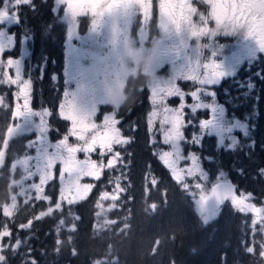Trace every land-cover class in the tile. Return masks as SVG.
Segmentation results:
<instances>
[{
    "label": "trees",
    "instance_id": "16d2710c",
    "mask_svg": "<svg viewBox=\"0 0 264 264\" xmlns=\"http://www.w3.org/2000/svg\"><path fill=\"white\" fill-rule=\"evenodd\" d=\"M53 1L31 0L30 5L16 8L22 26L29 28L31 34L27 70L36 89L45 93L63 91L61 40L65 32L55 25ZM7 9L14 10L10 6ZM49 23L58 28L55 34L45 33ZM256 61L258 69L252 73L256 76L250 95L237 98L238 92H231L226 94L225 101L217 97L219 102L224 101L231 114L234 112L239 119L248 121L249 138L240 140L232 148L224 144L218 148L214 135H207L200 138L201 143L197 139L199 145L192 143L185 149L201 157V166L210 175L211 183L222 182L223 178L232 182L239 194L251 193V198L259 202L264 197V54ZM246 64L240 73L242 84L248 77L242 74ZM150 81L151 78L145 77L130 86L127 92L131 99L118 108L117 114L122 116L119 127L130 138V143L121 149L122 162L94 180L83 200L69 206L60 205L59 209H55L52 201L53 211L40 219L36 217L47 210L48 204L35 197L18 208L12 218L3 214V206L12 192L8 185L12 157L26 151L24 138L6 142L0 138V155L4 158L0 169V230L7 224L12 231L8 242L14 244L16 239L21 240L14 254L10 248L4 251L8 257L6 264H31L32 260L36 264H264V227L252 225V216L235 209L230 201L211 214L214 218L204 224L187 190L154 154L155 140L147 122L149 107L141 94L147 92L145 84ZM230 83H223L215 93L223 94L221 88L227 84L231 87ZM184 86L185 91H190L195 85ZM203 109L201 121L208 117V108ZM103 110L110 108L106 105ZM51 113L49 127L55 131L48 136L56 142L66 134L69 124L59 117L56 109ZM189 128L196 129L192 125ZM4 129L0 127L1 135ZM192 136L185 135L189 139ZM118 176L122 189L115 207L108 212V223L97 227L99 196L113 188ZM24 181L37 196L34 185L38 179ZM47 193L54 195L52 189ZM30 220L33 223L29 228H20Z\"/></svg>",
    "mask_w": 264,
    "mask_h": 264
},
{
    "label": "snow or ice",
    "instance_id": "6c2138e0",
    "mask_svg": "<svg viewBox=\"0 0 264 264\" xmlns=\"http://www.w3.org/2000/svg\"><path fill=\"white\" fill-rule=\"evenodd\" d=\"M23 2H26V0H15L17 5ZM60 2L66 5L67 12L73 19L81 16L97 17V19H93V24L100 26H103L106 22L129 16L135 12L137 7L140 10L142 23H151L155 15L158 18L160 29L166 33L174 28L177 35H179L182 32L181 25L188 26L190 28L189 38L199 39L214 36L221 28L228 25L225 32H235L242 29L246 37L264 54V0H203L204 3L209 5V16L216 21V29H209L208 17L203 13L200 14V19L204 22L203 25L197 27L192 22V18L197 11L192 4V0H60ZM0 4L7 8L5 0H0ZM10 15L11 12L0 11V21ZM117 31L118 28L113 24V37ZM115 43V39H113V45ZM0 54H3L2 45H0ZM87 55V53L78 54L77 62L73 67V79L77 82V92L80 94L87 93L86 86L81 82L87 80L88 76L82 71L83 65L79 61ZM112 58L110 55L102 63L107 64ZM155 59L156 57L149 58L150 62ZM7 63L11 67L13 65L12 59L9 58ZM219 67L220 65L216 62L205 63L201 67L199 63L192 65L190 61L189 65L186 66L187 70L182 69L179 75L189 81H200L203 87L207 88V86L214 85L215 81L224 75V73L218 71ZM3 76L4 79L0 80V84L16 86L18 90L14 93V105H7L5 98L0 96V106L11 108L12 118L39 117V123L35 124L38 134L28 144V147L36 154L31 159L37 161L36 170L39 173V183L34 185L38 190V195L35 197L37 201L51 199L45 194V186L57 179L56 164L58 162L63 164L58 181L63 185L60 191L65 193H70L72 190L73 174L88 175L99 179L105 167L111 169L117 163L122 162L121 153L114 152V146L126 145L130 143V138L124 136L120 127H118L121 121L117 119V113L104 115L102 126H98L95 123V117L97 116L95 108H91L86 113L82 112L74 99H68L69 93H65L64 100L58 105V115L61 119L69 122V128L61 139L53 143L48 133L55 130L49 127V123L45 119V117H51V111L48 108L36 111L32 107L33 81L22 79L18 71L15 73V77L9 75L6 71ZM176 81L175 77L168 81H161L156 78L152 81L149 90L153 110L149 113L148 123L150 129L162 133L163 144L171 147L170 151H162L159 159L171 170V175L178 184L190 189L189 183L186 182L187 178L205 180L206 177L201 166V157L195 153H189L185 156L182 148V143L186 141L184 129L193 123L192 120H186L184 109L187 107L193 112L200 107H204L198 99L199 96L203 95V92L197 87L195 91L190 93L195 103L187 105L184 100L185 93L177 86ZM72 95L75 97L76 93ZM172 96L180 98L181 104L179 107L171 108L167 105V98ZM157 120L159 121V128H155ZM198 123L202 127L210 121H199ZM18 129L19 126L15 129L10 128L9 132H15ZM93 130L95 132L92 139L83 146L68 144L70 138L80 141L85 140L87 133ZM197 139L198 137L194 139L192 136V143L199 145L202 140L197 143ZM50 149L53 151L50 152ZM97 150H99L101 157L110 154L106 165L103 160L100 161L99 171H96L97 161L92 159V154L96 153ZM81 152L84 159L78 158V154ZM182 161L185 162L186 166L181 167ZM188 161H190V164ZM24 163L27 166V161ZM65 172L68 173L67 179L64 177ZM221 180L222 182L213 184L209 192L204 191L202 183H195L194 187L199 190V201L202 205H207L210 199H214L217 203L230 201L231 205L241 213H251L255 216V219L252 220L253 225L264 218V206H257L256 203L250 202L251 193L244 194L241 192L238 195L235 185L223 180V178ZM54 207L59 209V202H56ZM12 208H14V204L11 207H6L3 211L4 216L12 217ZM52 210V208H49L48 212L50 213ZM44 215L46 213L41 212L36 219H40ZM32 223L33 221L30 220L27 224L20 225V228H29ZM11 236L12 231L5 224L3 229L0 230V264H6L7 262L8 257L4 254L5 249L10 248L14 254L21 244L20 239H16L15 243L11 245L3 243L5 237ZM31 264H36V261L32 260Z\"/></svg>",
    "mask_w": 264,
    "mask_h": 264
},
{
    "label": "rangeland",
    "instance_id": "374dc122",
    "mask_svg": "<svg viewBox=\"0 0 264 264\" xmlns=\"http://www.w3.org/2000/svg\"><path fill=\"white\" fill-rule=\"evenodd\" d=\"M7 6H10L14 8L13 11L8 10L7 8L4 7V5H0V11H5V12H11V13H16L17 14V9L19 6H23L24 4L30 5L31 0H26V2L20 3V4H15V0H7L5 2ZM62 5H64V12L65 15H68L66 5L61 3L60 0H54L52 3V10L53 14L56 15L58 14V8H60ZM93 18L91 16H87V19H89V27L84 29L76 28L74 27V30L71 31V33L68 35V30L65 32L66 35H68L67 40L73 41V46H70L66 49L65 55L67 61L64 63V70L67 71L68 76H66V83L65 87H69L70 83L67 81L69 78V74L73 76V67L75 63L77 62L78 59V54L82 53H87L88 55L79 61L83 65L82 71H88L92 68V63L94 64H100L99 58L102 56L101 53H104L107 47H110V41L112 39H120L121 42V50L124 52L120 58H115L114 61V68H113V73L109 75L107 80L100 81L101 77L95 74H92L91 76H88L87 80L82 81L81 83H85L87 85L86 89H90L93 91L92 97L89 98L88 102L86 104H80L77 105L78 108L81 109L82 112H88L91 108H95L97 112V116L95 117V123H97L98 126H102V120L104 115H111L113 113H117L118 108V97L115 94L116 90L124 91L125 83L126 81L131 78V74L134 73L135 75H138L141 71H149L146 69V66H144L143 60L144 58L142 56L140 57H135L137 54V48L134 47V44L136 41L139 40H146L149 39V31L147 27L143 28V25H149V23H142V18L140 15V10L139 8L132 14H130L127 17H124L123 21L121 22L120 29L118 30L119 34H116L114 37L110 36L109 38H104V37H99V31L93 26ZM154 18V16H153ZM200 18V17H199ZM95 19V18H94ZM1 22V21H0ZM203 21L199 19V25H203ZM55 25H58V21L56 19ZM239 34L242 33V30L235 31ZM56 33V30L53 31V34ZM112 34V33H111ZM143 35V38H142ZM237 35V34H236ZM45 38V35L44 37ZM12 40L8 36V33L4 29H0V45H2L3 48V54H0V80L4 79L3 73L6 71L9 73V75L15 77V73L18 71L21 78L24 79L23 77V69L21 65H17L14 63L15 58L11 55V50H13L12 47ZM196 50H203L205 52V60L203 64L205 63H210L209 59L207 58L206 55V50L209 53L210 56L212 57H217V54L215 53V48L213 47H201L200 42L197 43ZM258 49V48H257ZM68 51L70 52V55L68 56ZM250 51V50H249ZM251 52V51H250ZM228 57V55L223 52L220 55V58L225 60ZM11 58L13 61V65L11 67L8 66V59ZM258 56L255 54L251 53L250 55L246 54V59L242 58V56H237L236 60L239 61L240 63L236 66V72L241 73L243 71L244 65L245 70L247 73H250L249 68L251 66V63L256 61ZM65 59V60H66ZM66 63H68L66 65ZM113 65V64H112ZM111 66V63H110ZM110 71V69H109ZM95 75V76H94ZM256 75L251 74L245 81V84L241 83L240 77L235 78L236 86L234 90L230 87H228V84L226 85L227 90L224 91L223 94L217 95L215 92L212 93L210 90V86H207V88H204L203 85L201 84L200 81H198V85L195 87V90L197 87H199V90L203 92V95L199 96L198 99L201 101V103L204 105V107L208 108V117L202 121H210V123L204 125V126H199V121L200 116L204 114L202 109L204 107H200L198 110L191 112L189 108H185L184 111L186 113V120H192V126H195L196 129L192 130L187 127L184 129V134L186 135L187 133L189 135H194L193 138L198 137V142H200V138L202 136H207V135H214V137L218 141V148L221 144H224L228 148H232L236 146L240 140H245L249 138V124L248 121L241 120L237 117V115L233 112L231 114V110L228 109L227 105L224 103L226 99V94H229L231 92H238L235 96L238 97H247L254 91V78ZM115 79L112 80L113 78ZM186 80V79H183ZM224 82H230L228 79H223ZM219 82V80H218ZM108 84V87L106 86ZM113 84L112 87H109ZM84 85V84H83ZM243 86H246L243 89ZM12 86L6 85V84H0V96L5 97V99L8 101V105L10 104V99L14 97V93L18 90L17 87H14V91L11 88ZM149 93H146L147 96H145V101L148 105L151 104V107H149V112H148V118H149V113L153 110V105L150 100V90L148 89ZM243 91V92H240ZM76 96L73 97L75 100L80 93L76 91ZM178 96H172L167 98V105L171 108H177L181 104V100L178 97L177 101H174V98ZM224 99L223 103L219 102L217 99ZM185 103L187 105L194 104L195 101L191 97L190 94L185 95L184 97ZM173 101L175 104H172ZM103 105H108L110 110H100L99 106ZM14 105V104H13ZM32 106H33V101H32ZM1 108H5L3 106H0V115L1 113ZM36 111H40L38 105L34 107ZM232 109V108H231ZM42 110V108H41ZM5 112L9 114V117L11 120H13V129L17 128L19 126V129L15 132H11L12 138L11 139H22L24 138V147L25 151L21 155L13 156L12 157V162L11 166L8 169V185L11 189V193H9L8 197V203L3 206V211L6 207H11L14 204V208H12L13 215L15 211L20 208L22 205L29 203V200L32 198L36 197L34 194V189L30 188L28 183H26L24 180L26 176L29 174V172H33L36 170V164L37 161L35 159H31L34 157L36 154L34 151H32L29 147L28 144L31 140L35 139V136L38 134L36 129H35V124L39 123V117H26L25 120L23 118H12V110L11 108H5ZM197 112V114H194ZM46 119V117H45ZM117 119H120V116L117 114ZM194 119H197L195 121ZM92 122V121H89ZM148 122V120H147ZM149 124V123H148ZM119 127V125H118ZM159 121L157 120L155 128H159ZM52 128V127H51ZM54 129V128H52ZM52 132V131H51ZM95 130L89 131L86 135V139L83 141L76 140L75 138H70L68 141L69 145L75 146L76 144H80L83 146L84 144L88 143L93 135H94ZM50 133H48L49 135ZM151 134L152 138L155 140L153 141L154 143V154L158 157L162 153V151H170L171 147L169 145L163 144V137L162 133L157 132L155 129H151ZM6 135V131H5ZM52 142V141H51ZM54 143V142H53ZM192 144V137L186 138V141L182 143V148L184 151L185 156H187L189 153H193L190 150H186L185 148L187 146H190ZM125 145L120 146H114V152H121V149L124 148ZM226 149V147H224ZM53 151L50 149V152ZM30 153V155H29ZM29 155V156H28ZM79 159H84L83 153L78 154ZM110 155V154H109ZM109 155H105L104 157L100 156L99 150H97L96 153L92 154V159L97 161V167L96 171H99V165L100 161L103 160V163L106 165L107 161L109 159ZM4 158L0 155V169L3 165ZM25 161H27V166H25ZM190 164V161H188ZM118 165V163H117ZM116 165V166H117ZM185 162H181V167H184ZM63 167V164L58 162L56 164V174H57V179H54L52 182H50L47 186H45V194L48 195L51 199L48 201H45V203L48 204L47 210L44 212L46 214H49L48 209L52 208L51 205L55 204L56 202H59L60 205H66L69 206L71 204H74L78 201L83 200L89 193L93 181L96 180L92 176L88 175H79V174H73V186L72 190L70 193H65L61 192V188L63 185L58 181V177L60 174V170ZM112 169V168H111ZM106 170H109V168L105 167L103 172ZM170 172L171 170L168 169ZM102 172V173H103ZM205 173V180H199V179H194V178H187V183L190 185V189H186L183 187L182 184H179L183 189L187 190L189 196L191 199H193L194 204H196L199 212H200V217L201 220L204 224L209 223L214 216L211 214H205L203 213V210L201 209L202 207L199 205V190L195 189L194 185L197 182H200L203 184V189L205 192H209L211 186L214 184L211 183V178L210 175ZM29 178H31V175H28ZM36 176L37 178L39 177V173L36 170ZM68 173H64L65 179H67ZM120 178V176L117 177V179L114 182L113 188H111L110 191H103L100 196L99 200L97 201L96 204V221H97V227H103L108 223L107 215L108 212L115 207V202L118 198V195L121 192V186L117 182V180ZM38 184V182H37ZM43 187V185H41ZM54 191V195L48 194L47 192L50 190ZM54 196V198H53ZM52 201H55V203L51 204ZM251 201L255 202L253 198H251ZM53 209V208H52ZM236 209V208H235ZM53 211V210H52ZM51 213V212H50ZM40 215V214H39ZM12 218V217H8ZM255 219V217L252 216V220ZM253 225V224H252ZM261 226L264 227V222L261 221L257 222L254 226ZM9 237H5L3 240V243H7L11 245L8 242ZM6 250V249H5ZM264 256V254H263Z\"/></svg>",
    "mask_w": 264,
    "mask_h": 264
},
{
    "label": "flooded vegetation",
    "instance_id": "af4514ba",
    "mask_svg": "<svg viewBox=\"0 0 264 264\" xmlns=\"http://www.w3.org/2000/svg\"><path fill=\"white\" fill-rule=\"evenodd\" d=\"M192 4L197 9L195 15L192 18V22L197 27L201 26L199 25V19H200L199 17L200 14L203 13L205 16L208 17L207 23L209 29H216L217 27L216 21L209 16V11H210L209 5L204 3L203 0H192ZM137 9L138 7L135 9V11ZM17 15H18L19 23L16 27H13L11 24L1 21L0 29H4L12 40L11 45L13 47V50H11L10 53L13 56V58H15L14 63H16L17 65H21L23 69L22 75L24 79H31L33 81L32 107L34 110H35L34 107H36L37 105L40 110L41 108H48L50 111H54L56 109L58 113V105L59 103H62V101L64 100L65 93H69L68 99H73L72 94L77 89V82L73 79V76L69 74V78L67 81L70 83V86L65 87V83H66L65 79L66 76H68V73L66 70H64L63 71L64 78L62 82L63 91L61 93H59L58 91H52V92L48 91L45 93L40 89H36V86L34 84L35 83L34 79L32 78L31 73L27 70V61L31 56V48H30L31 34L28 33V30L30 29L25 26H22L20 22L21 17L19 14ZM54 16L58 21L57 26L62 27V30H64V32L68 30V35L71 33V31L74 30L75 26H76L75 29L79 28V30L80 29L85 30L86 28H90L89 19H87V16H81L77 19H73V17L69 13L68 15H65L64 5L58 8V14L56 15L55 12ZM94 18L97 19V17ZM123 19L124 17H121L116 21L106 22L103 26H100L98 24L97 25L92 24V25L95 26V28L99 31V37L109 38L110 36H113V34H111L112 25L115 24V26L119 30ZM145 27H147L149 31L150 38L146 40L136 41L134 44V47L137 48V54L135 57L142 56L144 58L143 60L144 66H146V69H148L152 73L151 81L148 84H145V86L147 87V92H141L142 97L144 99H146L145 98V96H147L146 93H149L148 89L155 78L162 79V81H168L175 77V79H177L176 81L177 86L181 89L183 93H185V95H188L191 92L195 91V87L198 85V81L183 80L184 77L179 75V73L182 71V69L187 70L186 66L189 65L190 61L192 65L199 63L201 67L203 66V62L205 60L204 58L205 52L203 50L195 49L198 42H200L201 47L215 48V53L217 54V57L210 56L206 50L207 58L209 59L210 63L211 62L218 63L220 65L218 71L224 73V75L221 78L215 81L214 85L210 86V90L212 91V93H214L215 91H217V89L221 87V85L224 82L223 79H228L229 81H231L230 88L234 90L235 78L240 77V73L236 72V66L240 63L239 61L236 60L237 56H242V58L244 59H246V54L250 55L251 53L255 54L258 57L262 56V53L257 49L254 43L246 37L242 29H241L242 30L241 34L237 32H225V29L228 28V25H225L223 28H221L214 36L201 37L199 39L195 37L189 38L190 28L183 24L181 25L182 32L179 35H177L174 28H172L170 32L166 33L164 30L160 29L158 24V18L155 15L151 23H149V25L146 24L143 25V28ZM53 28H55V30L58 31V28L55 25H51L49 23V25L45 30V33H51L52 35ZM116 34L119 33H115V35ZM68 35L66 37H63L61 40L63 46L62 49L64 55V63L65 61H67L65 51L68 47L73 46L74 43L73 41L67 40ZM58 38H60L59 34L57 35V40ZM115 42H116L115 45H113V39H112L110 41V47H107L105 52L101 53L102 56L98 57L100 64L97 65L92 63V68L88 71H85L84 73H86L89 76H91L92 74L98 75L101 77L100 81L107 80L109 75L113 73L115 58H120L121 55L124 53L120 49L122 41L120 39L118 40L115 39ZM223 52H225L228 55V57L225 60L220 58V55ZM67 54L69 56L70 52L68 51ZM110 55L113 57L112 60L109 61L107 64L102 63ZM150 57L153 58L156 57V59L150 62L149 60ZM67 64L68 63H66V65ZM257 69H258L257 61H254L253 63H251V66L249 68L250 73H247L245 71L242 74L243 76L247 77L248 75L249 77L252 73H254L253 71ZM149 71H141L138 75L132 73L130 76L131 78H129L125 83L124 91L127 92L130 86L132 87L135 85L137 81L143 80V78L146 77L145 74L148 73ZM112 80L115 79L113 78ZM188 83L195 86L192 90L185 91L184 84L186 85ZM83 84L87 87L85 83ZM106 86L108 87V84ZM14 87L15 86L11 87L13 91H14ZM221 90L222 93H224L225 90L229 92L227 87H222ZM93 91L87 89L86 94H80L74 100L75 103L77 105L86 104L89 98L92 97ZM177 100L178 97H175L174 101ZM5 103L8 105V101L6 99H5ZM14 103L15 101L13 97L12 99H10V104L13 105ZM148 105L151 107V104L148 103ZM104 106L106 105L101 104L99 106V109L103 110ZM142 109H146V108L143 106ZM1 113L2 114L0 115V127H4L5 129L2 135L0 133L1 135L0 138L4 139L6 142L12 138V136H10L11 132H9V129L10 128L13 129V122H12L13 120H11L9 114L5 112V108H1ZM25 119L26 117L23 118V120ZM46 120L49 123V117H46ZM118 120L122 122V116H120V119ZM5 131H6V135H5ZM28 173H29L28 175H31L32 177L29 178V176L27 175V178H25V180L29 179L30 181L33 182L36 179H38L37 182L39 183V177L37 178L36 176V170L33 172L28 171Z\"/></svg>",
    "mask_w": 264,
    "mask_h": 264
},
{
    "label": "water",
    "instance_id": "95a60500",
    "mask_svg": "<svg viewBox=\"0 0 264 264\" xmlns=\"http://www.w3.org/2000/svg\"><path fill=\"white\" fill-rule=\"evenodd\" d=\"M4 21L9 22L12 25H17L18 21L16 18L12 17V16H8L7 18L4 19ZM229 182V181H228ZM232 183V182H230ZM233 184V183H232ZM234 185V184H233ZM237 190V188H236ZM238 194V192H237ZM239 195V194H238ZM227 201H223V202H219L217 203L214 199H210L207 203V205H202L199 202V205L202 207L203 211L206 213H214L216 212L220 207H222ZM251 202V201H250ZM257 206H264V197H262L260 199V203L257 204ZM251 214V213H250ZM253 215V214H251ZM254 216V215H253ZM262 220L264 221V218H262Z\"/></svg>",
    "mask_w": 264,
    "mask_h": 264
},
{
    "label": "clouds",
    "instance_id": "9594fccd",
    "mask_svg": "<svg viewBox=\"0 0 264 264\" xmlns=\"http://www.w3.org/2000/svg\"><path fill=\"white\" fill-rule=\"evenodd\" d=\"M147 79L151 78L152 73L149 71L145 74ZM118 97V106H123L124 104L128 103L131 99L130 95L126 91L116 90L115 93Z\"/></svg>",
    "mask_w": 264,
    "mask_h": 264
}]
</instances>
